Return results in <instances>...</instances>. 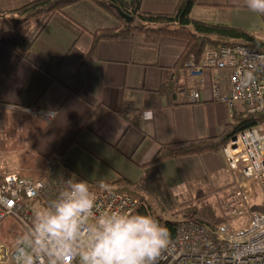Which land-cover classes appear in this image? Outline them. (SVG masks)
Instances as JSON below:
<instances>
[{
	"label": "crops",
	"instance_id": "crops-1",
	"mask_svg": "<svg viewBox=\"0 0 264 264\" xmlns=\"http://www.w3.org/2000/svg\"><path fill=\"white\" fill-rule=\"evenodd\" d=\"M30 1L34 0H0V10ZM178 1L142 0L141 9L170 14ZM196 1L191 18L208 24L231 25L234 13L248 9L246 0ZM62 12L42 30L26 60L17 54L15 38L0 30V184L13 174L44 179L51 160L65 173L62 162L88 176L76 164L93 169V164L116 161L144 178L160 145L214 138L233 113L244 110L242 103L230 109L213 99V86L222 95L229 92L228 70L193 76L185 67L179 70L174 102L156 92L175 69L186 46L183 40L138 32L126 40L100 41L90 59V32L122 23L91 1ZM192 91L199 94V103L190 102ZM122 100L132 101L139 111L142 131L117 114ZM34 109L53 111L55 116L51 121L32 117L28 111ZM168 163L185 186L210 183L212 175L227 168L222 152L167 159L156 170ZM226 170L230 185L233 176ZM122 174L117 179L131 178Z\"/></svg>",
	"mask_w": 264,
	"mask_h": 264
},
{
	"label": "built area",
	"instance_id": "built-area-1",
	"mask_svg": "<svg viewBox=\"0 0 264 264\" xmlns=\"http://www.w3.org/2000/svg\"><path fill=\"white\" fill-rule=\"evenodd\" d=\"M196 61L191 57L184 64L191 75L200 76L208 70H228L229 92L222 95L213 86V99L230 109L237 102L248 114L264 111V51L250 45L224 46L207 50ZM190 102L199 103V94L190 93ZM32 117L51 121L53 111L29 110ZM227 167L232 173L228 216L248 215L241 229L227 225L209 227L197 222L182 221L175 226V237L159 258V264H264V212L250 210V201L258 192L264 197V122L239 133L222 148ZM47 175L37 181L15 174L4 176L0 184V222L5 217L16 218L29 231L35 213L50 205L65 189L69 175L55 161H48ZM75 180V179H73ZM96 217L112 211L131 213L139 201L123 193L97 192ZM95 218V217H94ZM18 241H21L18 238ZM12 253L16 264L17 254ZM6 250H0V261L8 260ZM40 264H44L41 260ZM64 264H78V259L67 258Z\"/></svg>",
	"mask_w": 264,
	"mask_h": 264
},
{
	"label": "trees",
	"instance_id": "trees-1",
	"mask_svg": "<svg viewBox=\"0 0 264 264\" xmlns=\"http://www.w3.org/2000/svg\"><path fill=\"white\" fill-rule=\"evenodd\" d=\"M81 1L93 2L100 9L110 12L122 23L118 28L90 32L92 41L87 55L90 59L95 56L96 46L100 41L126 40L138 32L151 33L158 36L165 35L181 39L186 43L183 53L175 64V69L167 75V83L156 90L159 95L168 98L171 102H174L178 93L177 78L179 70L185 68L184 64L191 57L198 61L203 55L202 53L207 50H218L224 46L234 45H250L258 52L264 51V40L256 38L243 29L229 27L224 24H208L192 19L190 14L197 4L196 0H179L175 6V10L170 14L144 12L141 9L142 0H34L15 9L0 10V30L6 33L9 32L15 38V50H17L19 57L26 60L31 45L39 38L38 36L47 24L54 17L61 15L65 7ZM122 15L125 17L123 18ZM259 16L264 22V15ZM129 18L130 21H127ZM117 114L129 126L142 131L140 113L132 101L127 102L122 100ZM262 122H264V111L256 115L248 114L245 110L233 113L224 124L219 135L214 138L198 139L190 143L160 145L147 170L153 172L149 174H155L158 172L156 170L158 165L167 161V159L194 154L201 155L203 153L222 152V148L231 139L235 138L239 133L261 125ZM61 166L72 179L86 180L94 193L116 192L136 198L139 201V205L134 209L133 214H147L155 217L162 225L169 229L171 240L175 237V226L177 223L182 221L193 222L192 219L195 216L196 210L192 209L194 213L191 215L184 214V211H190L188 208H181V210L174 212L173 205H175L176 199L171 189L166 186H160V188L154 190L148 186L151 182L148 179L144 178L140 183L131 181L123 176L109 182L98 179L94 180L85 174L83 175L78 169L73 166L71 167L65 162H62ZM191 186L195 187L194 184H190L187 187L191 188ZM182 205L178 207L180 208ZM227 206L229 207V204ZM168 214L178 215L181 221L164 218ZM197 223L202 224L200 222Z\"/></svg>",
	"mask_w": 264,
	"mask_h": 264
},
{
	"label": "clouds",
	"instance_id": "clouds-1",
	"mask_svg": "<svg viewBox=\"0 0 264 264\" xmlns=\"http://www.w3.org/2000/svg\"><path fill=\"white\" fill-rule=\"evenodd\" d=\"M246 3L264 15V0ZM96 206L89 183L70 177L57 199L35 213L28 240L18 242L16 264H64L69 257L78 264H159L171 243L166 226L147 214L112 211L96 217Z\"/></svg>",
	"mask_w": 264,
	"mask_h": 264
},
{
	"label": "rangeland",
	"instance_id": "rangeland-1",
	"mask_svg": "<svg viewBox=\"0 0 264 264\" xmlns=\"http://www.w3.org/2000/svg\"><path fill=\"white\" fill-rule=\"evenodd\" d=\"M233 17V21L229 22L231 25L228 26L243 29L256 38L264 40V22L257 13L245 9L234 13ZM116 164V161H109L105 165L96 163L92 165L93 169H90L85 164L81 165L78 163L76 165L81 171L89 174V176L102 177L101 179L105 178L107 179L106 181H114L120 174L123 175L122 173H125L131 177L129 179L133 181L138 180L140 183L144 178L150 180L151 182L148 186L154 190H157L160 186H166L171 189L176 199L173 211L176 212L181 210V208H188L190 211H184V214L191 215L194 213L193 210H196L195 216L192 219L193 222H200L205 226L215 228L219 225H227L233 229H241L248 222V215L239 217L228 216L230 209L227 204L232 200L230 197L232 183L229 185L230 176L226 170L228 167L212 175L210 183L204 182L195 185L194 188L192 186L189 188L185 186V183L181 182V178H178L177 170L173 164L170 165L168 163L163 168H159L155 174H149L152 171H148L145 173L144 178H141L142 174H131L127 170L129 165L123 163H120V165ZM226 164L224 163L223 168ZM163 171L164 173H162ZM181 204L183 205L179 208L178 206ZM250 210L252 213L253 211L264 212V197L260 194L259 187L257 194L250 201ZM178 217V215L173 214L164 216V218L169 220L181 221ZM27 234L28 231L24 229L16 218L5 217L2 219L0 222V250L5 249L9 257L8 260L0 261V264H13L11 255L15 251L16 244L19 242L18 238L27 241Z\"/></svg>",
	"mask_w": 264,
	"mask_h": 264
},
{
	"label": "water",
	"instance_id": "water-1",
	"mask_svg": "<svg viewBox=\"0 0 264 264\" xmlns=\"http://www.w3.org/2000/svg\"><path fill=\"white\" fill-rule=\"evenodd\" d=\"M122 17L124 18L125 16H124V15H122ZM127 21H130V18H129V19H127Z\"/></svg>",
	"mask_w": 264,
	"mask_h": 264
}]
</instances>
